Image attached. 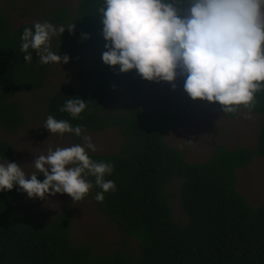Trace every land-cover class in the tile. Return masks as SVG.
<instances>
[{
	"label": "trees",
	"instance_id": "1",
	"mask_svg": "<svg viewBox=\"0 0 264 264\" xmlns=\"http://www.w3.org/2000/svg\"><path fill=\"white\" fill-rule=\"evenodd\" d=\"M102 3L81 0L76 10L64 4L53 11L52 23L66 28L62 35L54 36L52 49L69 54L84 85L67 83L56 89L46 108L48 115L83 125V131L120 129L125 141L118 152L89 154L96 161L114 163L106 179L115 181L116 190L106 192L105 200L97 201L98 208L139 241L140 256L119 250L97 255L91 243H75L68 210L49 222L22 215L15 201L23 191L15 185L0 191V264H264V202L254 207L236 186L237 170L248 166L255 156H264V90L256 93L253 108L263 117L256 148L218 144L207 160L189 162L166 140L169 129L186 111L184 106L154 116L136 101L137 110L114 112L108 107L111 95L123 87L138 98L140 74L136 69L130 74V70L119 72V65L106 64L102 60L106 48L89 66L84 64L91 48L106 44L99 14ZM178 6L186 9V0H179ZM33 25L16 27L0 9V125L8 130H17L26 122L15 97L41 88L49 76L50 63H40L35 50L29 49L31 62H25V53L20 51L23 29ZM77 95L88 101L79 117L60 111L69 96ZM239 110L228 114L235 118ZM14 152L11 142L0 139V160ZM87 178L93 181L94 194L101 191L93 176ZM177 179L182 180L179 194L188 216L186 223L174 218L168 195Z\"/></svg>",
	"mask_w": 264,
	"mask_h": 264
},
{
	"label": "clouds",
	"instance_id": "2",
	"mask_svg": "<svg viewBox=\"0 0 264 264\" xmlns=\"http://www.w3.org/2000/svg\"><path fill=\"white\" fill-rule=\"evenodd\" d=\"M103 0L99 8L106 40L102 60L119 72L136 69L143 78L172 82L184 77L183 87L191 98L219 102L224 113L248 109L251 117L256 93L264 90V0ZM73 28L74 25L67 26ZM66 26L36 21L21 34L20 51L31 62L36 51L42 64L67 63L69 54L52 50V38ZM87 35V34H85ZM80 96H69L60 111L79 117L88 107ZM43 125L51 134L81 137L82 143L49 146L32 161L35 171L26 173L15 161L0 160V191L19 185L30 198L68 193L79 201L95 185L101 191L95 200L116 190L106 179L114 170L111 161H96L89 152L97 150L83 125L49 114ZM44 174V179L38 178Z\"/></svg>",
	"mask_w": 264,
	"mask_h": 264
},
{
	"label": "rangeland",
	"instance_id": "3",
	"mask_svg": "<svg viewBox=\"0 0 264 264\" xmlns=\"http://www.w3.org/2000/svg\"><path fill=\"white\" fill-rule=\"evenodd\" d=\"M80 1L0 0V9L7 13L18 27L36 21H51V15L59 5L65 4L76 10ZM54 38L52 41H55ZM104 48L105 45L91 48L84 59V64L89 66L92 58ZM52 50L57 52L55 49ZM73 65L69 61L64 64L50 63L49 76L41 88L22 92L15 97L26 117V122L14 131L0 125V139L11 142L15 147L13 156L7 160L18 162L26 173L35 171L32 161L38 154L46 153L49 146L55 148L82 143V139L77 142L67 133L51 134L43 125L48 116L47 99L56 89L67 83L83 87L84 80L77 77ZM132 71L133 69L127 74ZM175 83L177 87L173 88L172 82L148 80L140 74L138 98L133 97L131 91L119 87L109 98L108 107L114 112H122L136 109L135 103L139 101L152 115L159 116L184 106L186 111L182 114L179 123L169 129L166 140L172 147L182 152L189 162L207 160L218 144L228 148L241 145L257 147L263 122L259 112L252 109V115L248 118L244 115L248 109L241 108L237 117L232 118L228 113L223 112L220 105L212 101L191 98L183 87V76H178ZM84 133L91 135L97 145V150L90 153L118 152L125 141L117 127L101 131H84ZM38 178L43 180L44 174L40 173ZM181 181L177 179L169 186L168 195L174 218L186 223L188 216L182 208L179 194ZM236 186L254 207L264 202V156H255L248 166L237 170ZM92 191L91 188L83 199L75 202L68 193H56L54 196L49 194L48 199H42L30 198L23 191L16 199L15 205L22 215L43 222H49L63 210H68L72 216L70 231L75 243H91L97 255L119 250L135 257L140 256L139 241L101 213Z\"/></svg>",
	"mask_w": 264,
	"mask_h": 264
}]
</instances>
